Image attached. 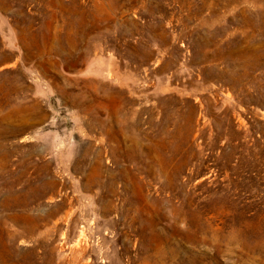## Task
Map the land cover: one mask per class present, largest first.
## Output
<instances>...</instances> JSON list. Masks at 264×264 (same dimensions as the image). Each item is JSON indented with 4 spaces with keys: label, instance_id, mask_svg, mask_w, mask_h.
<instances>
[{
    "label": "rangeland",
    "instance_id": "1",
    "mask_svg": "<svg viewBox=\"0 0 264 264\" xmlns=\"http://www.w3.org/2000/svg\"><path fill=\"white\" fill-rule=\"evenodd\" d=\"M0 264H264V0H0Z\"/></svg>",
    "mask_w": 264,
    "mask_h": 264
}]
</instances>
